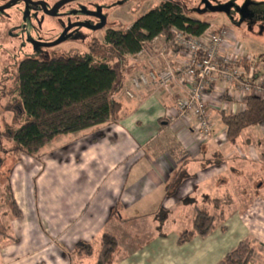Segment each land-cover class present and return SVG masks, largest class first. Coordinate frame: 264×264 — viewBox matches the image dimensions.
<instances>
[{
	"label": "crops",
	"instance_id": "0c3cea01",
	"mask_svg": "<svg viewBox=\"0 0 264 264\" xmlns=\"http://www.w3.org/2000/svg\"><path fill=\"white\" fill-rule=\"evenodd\" d=\"M230 43L225 53H233ZM168 59L174 67L184 61L177 52ZM128 87L125 76L118 122L90 137L68 135L72 140L60 154L47 155L42 169L31 157L19 159L10 185L21 217L9 225L12 238L0 247V264H70L66 252L78 243L97 247L103 233L118 241L121 254L115 264H218L239 243L264 239V198L258 195L264 186V123L244 130L230 144L220 116L242 112L244 100L224 95L222 84L210 90L213 129L204 139L194 118L177 113L183 88L143 89L127 99ZM180 168L186 178L165 197V186ZM235 186L252 201L247 211L229 214L226 207L211 233L179 245L178 235L185 230L165 225L188 219L192 227L195 207L217 215L211 201L226 200L237 192ZM159 209L168 214L161 234L154 220ZM88 261L77 264L94 262Z\"/></svg>",
	"mask_w": 264,
	"mask_h": 264
},
{
	"label": "trees",
	"instance_id": "16d2710c",
	"mask_svg": "<svg viewBox=\"0 0 264 264\" xmlns=\"http://www.w3.org/2000/svg\"><path fill=\"white\" fill-rule=\"evenodd\" d=\"M173 29L188 36L200 37L209 29V25L187 17L179 5L165 2L136 19L128 30H108L104 37L106 50L99 60L90 54H74L49 60L21 61L10 78L13 79L10 86H5L7 80L0 82V98L15 99L13 110L19 122L15 129L6 134L0 132L1 137L9 140V146L5 147L0 139V150L6 156L25 155L38 160L46 153L47 146L61 136H83L118 122L122 110L118 96L123 89V72L130 64L129 57L140 52L143 42L160 35L172 38ZM113 60H119V71L113 66ZM220 116L227 142L235 144L244 130L264 123V100L249 97L242 112L233 115L223 112ZM214 160L211 159V162ZM184 172L180 168L171 177L165 186V197L174 194L186 178ZM7 183L10 215L13 219H19L21 212L13 197L9 178ZM211 202L217 215L206 208L195 207L192 227L179 233V245L196 236L205 237L216 228L217 221L224 217L225 208L229 207L230 202L228 199ZM249 203L251 200L240 211H245ZM167 217L163 209L155 214L158 234H161ZM0 238L10 239L7 228L2 227L1 222ZM120 254L117 239L103 233L98 239L97 249L90 243H78L65 256L70 264L86 259L94 260L93 264H115ZM250 255L248 245L241 242L218 264H248Z\"/></svg>",
	"mask_w": 264,
	"mask_h": 264
},
{
	"label": "rangeland",
	"instance_id": "374dc122",
	"mask_svg": "<svg viewBox=\"0 0 264 264\" xmlns=\"http://www.w3.org/2000/svg\"><path fill=\"white\" fill-rule=\"evenodd\" d=\"M43 1L51 5L61 0ZM227 1L233 2L234 7L245 6L250 14L249 17L242 19L241 15L234 13L233 10L229 14H202L200 11H202L203 7L199 5L198 0H71L63 4L53 16H46L42 13L25 15L23 5L17 3L9 9L0 12V82L7 80L4 84L9 87L10 81L13 80L10 78L16 72L18 64L24 59L49 60L74 54H90L95 60H99L104 54V50H106L104 48L106 47L104 37L108 30H128L136 19L152 9L160 7L165 2L179 5L182 7L183 13L191 19L209 22L210 30L212 31L227 27L229 32L233 34L234 42L237 43L238 48L241 50L239 53L251 56L254 64L258 68L264 69V0ZM7 2L8 0H0V6L5 5ZM102 19L105 24L103 27H99ZM66 30L68 31L64 38L58 42ZM162 36L164 37V35ZM134 57H129L130 64L123 72L124 77L128 78V75L134 76L138 71L132 67ZM110 58H112L111 55ZM138 60L140 66L145 67L149 59L143 55ZM160 62L161 60L156 61L157 67L161 66ZM167 62L173 66L168 57ZM112 64L117 68V71L120 70L121 64L119 60H113ZM132 93L134 98L135 92ZM123 94L125 98L133 99L127 97L125 92ZM14 100L13 97L0 98V132L3 134L15 129L19 124L18 117L13 110L16 104ZM93 132L95 131L88 132L83 136L75 134L71 138L90 137ZM68 138H70L68 135L59 137L47 146L46 153L38 160L32 158L36 166L42 169L47 155L56 156V152L60 154L62 145L72 140L68 142ZM0 139L5 147L9 146L7 138L0 136ZM20 158L27 159V156H6L0 150V222L2 227L7 228V235L10 234L9 225L14 220L10 215L8 206L7 179L9 178V184L10 182L12 184V179L10 178L14 176V169L19 164ZM25 165V161H22V166L25 167ZM240 187L235 186L237 192L227 198L230 203L226 211L229 214L246 207L245 204L248 200L243 199L244 195L239 192ZM258 195L264 198V186ZM20 202L21 207L24 209V201L21 200ZM246 211L247 209L242 211L241 214ZM178 221L175 224L169 222L165 226L167 228L173 227V229L177 230L191 228V222L188 219L182 223ZM10 238H12V235ZM8 240L0 238V247L10 244ZM263 240L253 237L244 242L251 250L248 264H264ZM89 262L91 261L87 260V263Z\"/></svg>",
	"mask_w": 264,
	"mask_h": 264
},
{
	"label": "built area",
	"instance_id": "2783aa9c",
	"mask_svg": "<svg viewBox=\"0 0 264 264\" xmlns=\"http://www.w3.org/2000/svg\"><path fill=\"white\" fill-rule=\"evenodd\" d=\"M229 42L234 43L231 54L225 53ZM173 52L184 59L178 67L167 62V57ZM239 52L237 43L230 40V32L225 28L208 29L200 37L173 29L170 39L160 35L141 44V50L131 64L138 71L134 76L128 75L129 88L124 92L133 98L132 92L143 89L165 90L172 85L183 88L185 96L176 103L179 117L194 118L200 136L210 138L213 126L207 109V96L218 84H222L224 95L242 98L244 105L249 97L264 100V72L260 75L255 72L264 70L255 64L252 67V58L240 56ZM143 55L149 59L145 67H141L138 60ZM157 60H161L160 67L156 65ZM244 64L249 65L248 72Z\"/></svg>",
	"mask_w": 264,
	"mask_h": 264
},
{
	"label": "flooded vegetation",
	"instance_id": "af4514ba",
	"mask_svg": "<svg viewBox=\"0 0 264 264\" xmlns=\"http://www.w3.org/2000/svg\"><path fill=\"white\" fill-rule=\"evenodd\" d=\"M198 1H199V5H202V7H203L202 11H200L202 14H204V13L205 14H207V13H210V14H213V13L229 14L233 10L234 13L236 12V13H238V15L240 14L242 19H246L250 15L247 12V9L245 6L242 5L240 7H234V3L231 1H227V0H198ZM17 3H20L23 5L25 15H28L29 13H42V14L48 16L47 12L51 11L53 6H55L58 2L55 4L49 5L46 1H43V0H17V1L8 0V2L5 5L0 6V8H3L9 4V6L6 8V9H9L10 7L14 6ZM37 3H40V5ZM42 4L45 6V10L41 6ZM180 8L182 9V7H180ZM6 9H4V10H6ZM4 10H0V12L4 11ZM96 16H99V15H96ZM205 23H207L209 25V22H205ZM223 28H225L229 31V29L227 27H223ZM209 29H210V26H209Z\"/></svg>",
	"mask_w": 264,
	"mask_h": 264
},
{
	"label": "water",
	"instance_id": "95a60500",
	"mask_svg": "<svg viewBox=\"0 0 264 264\" xmlns=\"http://www.w3.org/2000/svg\"><path fill=\"white\" fill-rule=\"evenodd\" d=\"M13 1H17V0H13ZM69 1H71V0H61V1L58 2L55 6H53V8L51 9V11L47 12V15H48V16H53V15H55L56 12H57V9H58L60 6H62L63 4L69 2ZM11 3H12V2H11ZM11 3H10V4H11ZM37 4L40 5V3H37ZM8 6H9V4L6 5V6L3 7V8H0V10H4V9H6ZM41 6H42V8L45 10V6H44L43 4H42ZM104 24H105V23H104V20L102 19V20H101V26H99V27H103ZM67 31H68V30H66V31L63 33V35L61 36V38H60V40H59L58 42H60V41L64 38L65 33H66Z\"/></svg>",
	"mask_w": 264,
	"mask_h": 264
}]
</instances>
